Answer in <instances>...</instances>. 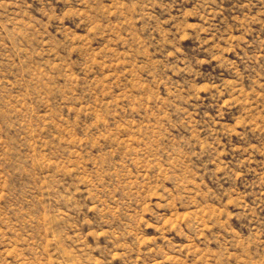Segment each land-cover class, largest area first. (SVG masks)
<instances>
[{
	"label": "rangeland",
	"instance_id": "rangeland-1",
	"mask_svg": "<svg viewBox=\"0 0 264 264\" xmlns=\"http://www.w3.org/2000/svg\"><path fill=\"white\" fill-rule=\"evenodd\" d=\"M0 264H264V0H0Z\"/></svg>",
	"mask_w": 264,
	"mask_h": 264
}]
</instances>
